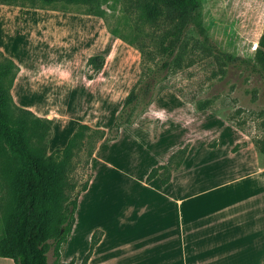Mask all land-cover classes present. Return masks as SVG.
<instances>
[{
  "label": "crops",
  "instance_id": "obj_1",
  "mask_svg": "<svg viewBox=\"0 0 264 264\" xmlns=\"http://www.w3.org/2000/svg\"><path fill=\"white\" fill-rule=\"evenodd\" d=\"M96 17L54 4L0 3L1 33L14 38L11 48L1 39L0 50L1 59L8 57L17 67L11 83L15 105L54 123L65 118L92 125L94 109L99 113L104 105L100 98L116 96L121 82L131 85L130 65L120 72L115 56L126 55L128 63L139 60L140 51L108 32ZM100 36L107 48L99 44ZM94 55L105 57L99 71L89 62ZM127 92L122 86L118 94L126 99ZM123 105L111 117L117 119ZM116 119L96 123L110 129ZM190 120L158 137L147 121L138 120L108 141L106 156L100 155L106 141L99 142L94 175L79 196L63 261L74 258L81 264L93 234L102 231L89 264H264L263 153L227 122L207 118L204 128L195 130L187 126ZM124 134L132 143L115 154L111 148ZM209 135L216 137L213 144L205 141ZM186 145L188 152L169 182L163 184L161 176L147 180L154 166L168 163ZM145 154H152V160L143 165ZM85 212L90 226L82 224L76 235L79 214ZM71 244L76 247L69 250ZM0 258V264H16Z\"/></svg>",
  "mask_w": 264,
  "mask_h": 264
},
{
  "label": "rangeland",
  "instance_id": "obj_2",
  "mask_svg": "<svg viewBox=\"0 0 264 264\" xmlns=\"http://www.w3.org/2000/svg\"><path fill=\"white\" fill-rule=\"evenodd\" d=\"M36 4L46 5L42 1ZM54 5L67 12L86 13L83 4L60 0ZM94 8L101 13L102 16L96 19L104 22L106 30L111 33L112 29L118 28L125 41L130 40L140 51L141 57L136 61L131 58L127 63L123 61L126 55L116 54L114 62L119 71L130 65L132 78L135 79L129 86L127 82H121L120 87L117 85L114 91L116 96L112 93L108 98H100L104 105L99 113L94 109L92 118L96 121L92 125L78 124L65 118L58 123L52 121L44 141L47 155L64 157L72 136L80 129L83 132V136L75 139L70 146L65 202L80 196L83 184L93 177L94 153L99 142L106 141L100 153L106 156L110 137L118 133L120 114L117 119L111 115L117 105L125 102V98L118 94L122 86L128 91L126 97L131 90L138 93L130 115L132 121L124 124L123 128L134 125L138 120H145L153 135L158 137L161 132L187 119H191L187 126L191 125L195 130L204 128L207 118H210L211 123H229L242 137H248L254 143L264 137V62L258 57L264 34V0H202L198 17L200 24L195 21L189 24L181 45L174 53L169 47L175 39L173 24L163 18L156 23L147 21L141 16L136 0H97ZM3 33L0 30V43L2 39L3 44L11 48L14 38L10 34L5 37ZM103 38L100 36L99 44L107 48L108 44L102 42ZM128 55L132 56L131 53ZM202 104L206 105V109H200ZM114 119L116 121L110 129L98 127L96 123L108 125ZM82 124L90 128H81ZM210 126L213 127L212 124ZM165 140L168 141L169 137ZM215 140L216 137L210 135L205 139L210 144ZM129 143H132V139L125 136L114 144L112 152L117 154L121 147H129ZM156 146L159 145L152 147ZM151 155L143 156V165L152 160ZM170 159L176 163L180 156L176 152ZM5 192L4 188H0V195H5ZM89 205L85 203L86 210ZM89 219V213L79 214L82 221L77 226L76 235L80 233L78 227L82 224L85 228L90 226ZM2 231L0 213V235ZM75 247V244H71L69 250ZM48 255L50 264H54L53 248H50Z\"/></svg>",
  "mask_w": 264,
  "mask_h": 264
},
{
  "label": "trees",
  "instance_id": "obj_3",
  "mask_svg": "<svg viewBox=\"0 0 264 264\" xmlns=\"http://www.w3.org/2000/svg\"><path fill=\"white\" fill-rule=\"evenodd\" d=\"M37 1L54 4L60 0H4L15 3L38 6ZM67 3L85 5V12L102 16L94 8L97 0H65ZM141 9V16L151 23L163 18L174 26L175 39L171 52L181 45L183 35L193 21L200 24L198 17L202 0H136ZM116 37L125 40L118 28L111 30ZM130 44L134 45L130 40ZM1 54V51H0ZM258 57L264 62V34ZM89 62L94 71H99L105 63V57L94 55ZM17 71L15 62L10 58L0 59V188L5 195H0V213L3 231L0 235V256L12 258L16 264H50L48 252L53 248L54 264H75V259L63 261L65 245L74 229L79 196L66 201L65 188L68 180V158L71 144L83 132L77 131L65 148L64 157L45 153L44 141L52 123L51 119L37 116L33 111L14 104L11 83ZM138 97L131 90L120 112L117 124L119 133L124 124L131 123L133 103ZM206 109V105H200ZM81 128L90 126L82 124ZM104 131V130H103ZM118 133L109 140L116 139ZM256 146L264 155V137L256 140ZM188 152V145L178 150L180 159L173 163L154 166L147 176L151 180L162 177V183L169 182L172 169L181 165ZM172 158V157H171ZM89 186L86 181L82 191ZM102 237V231L92 236L90 250L81 264H89L90 256Z\"/></svg>",
  "mask_w": 264,
  "mask_h": 264
}]
</instances>
